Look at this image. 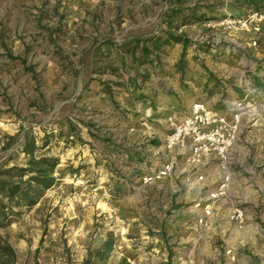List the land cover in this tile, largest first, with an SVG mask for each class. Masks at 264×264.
Instances as JSON below:
<instances>
[{
    "label": "rangeland",
    "instance_id": "rangeland-1",
    "mask_svg": "<svg viewBox=\"0 0 264 264\" xmlns=\"http://www.w3.org/2000/svg\"><path fill=\"white\" fill-rule=\"evenodd\" d=\"M261 12L264 0H0V185L27 179L26 133L46 141L37 157L59 159L35 205L0 194L16 264H83L108 232L100 264H264V115L244 118L207 225L194 205L218 186L216 161L204 172L185 159L191 188L141 181L159 167L168 115L196 100L260 106L264 19L248 21ZM167 35L183 41L156 49Z\"/></svg>",
    "mask_w": 264,
    "mask_h": 264
},
{
    "label": "built area",
    "instance_id": "built-area-1",
    "mask_svg": "<svg viewBox=\"0 0 264 264\" xmlns=\"http://www.w3.org/2000/svg\"><path fill=\"white\" fill-rule=\"evenodd\" d=\"M262 19H264V12L255 13L249 17L248 22L258 29ZM242 25H246V21H243ZM246 99L247 97L243 96L236 100L225 112L216 111L205 102L196 100L181 116H167L168 131L164 138L165 149L168 152L182 150L187 163L194 168H201L213 160L218 163L222 171L218 186L205 198L195 201L194 206L199 210L196 221L200 225L208 224L215 202L226 194L230 181L229 165L232 160V149L238 140L244 118L250 117L255 120L258 116L264 115V99L259 107L253 106ZM173 166L174 159L170 157L155 172L143 175L142 183L150 184L167 178ZM198 178L203 179V174H200ZM231 218L242 224L243 210L240 207H234Z\"/></svg>",
    "mask_w": 264,
    "mask_h": 264
},
{
    "label": "trees",
    "instance_id": "trees-1",
    "mask_svg": "<svg viewBox=\"0 0 264 264\" xmlns=\"http://www.w3.org/2000/svg\"><path fill=\"white\" fill-rule=\"evenodd\" d=\"M170 40L183 41L176 35H167L163 41H156L155 48H160L162 44H167ZM146 52V51H145ZM264 86V81L261 84ZM46 141L42 144L44 146ZM42 146L37 145L36 138L31 133H26L23 138L20 151L27 157L26 166L21 171L28 173L25 181H17L7 186L0 185V194H4L7 200H24L28 207L35 205L42 197L44 192L53 187L57 180L55 169L59 159L55 156L41 155L37 157L35 151ZM116 244V237L113 232H108L101 245L95 249L89 250L83 260V264H100L108 260ZM17 254L15 248L0 235V264H16ZM118 264H128L122 257Z\"/></svg>",
    "mask_w": 264,
    "mask_h": 264
},
{
    "label": "crops",
    "instance_id": "crops-1",
    "mask_svg": "<svg viewBox=\"0 0 264 264\" xmlns=\"http://www.w3.org/2000/svg\"><path fill=\"white\" fill-rule=\"evenodd\" d=\"M160 141L163 143V137L160 138ZM146 147H147L146 150H148L149 149V145H146ZM164 149H165L164 144H161V146L159 147V150L162 153L159 156V160L157 161V165L160 167L161 162H165L168 158L172 157L174 159V166H173L172 172L170 173V175L168 177L170 179H173L174 182H178L181 185V187H184V188L193 187L194 186V182H195V180H194V178L192 176V171L193 170L187 164H185V154H184V152L182 150H178L177 149L175 151L170 152L168 155H166V154H163L164 151H165ZM210 161H212V160H210ZM208 163H206L203 166H201V168H199V170H202V171L205 172L206 169H207L206 165ZM159 167H157V168H159ZM202 174H204V173H202ZM159 182L161 184H158L157 186H163L164 183H165V179H163L162 181H159ZM187 196L188 195H184L185 198ZM197 198L199 199V197H197ZM197 198H195V199H197Z\"/></svg>",
    "mask_w": 264,
    "mask_h": 264
},
{
    "label": "bare ground",
    "instance_id": "bare-ground-1",
    "mask_svg": "<svg viewBox=\"0 0 264 264\" xmlns=\"http://www.w3.org/2000/svg\"><path fill=\"white\" fill-rule=\"evenodd\" d=\"M100 205L102 206V209H105V205L103 203H100Z\"/></svg>",
    "mask_w": 264,
    "mask_h": 264
}]
</instances>
